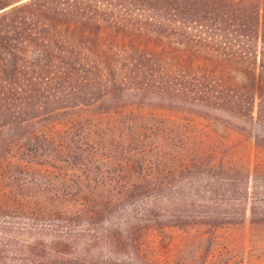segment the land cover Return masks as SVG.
<instances>
[{"label": "trees", "instance_id": "trees-1", "mask_svg": "<svg viewBox=\"0 0 264 264\" xmlns=\"http://www.w3.org/2000/svg\"><path fill=\"white\" fill-rule=\"evenodd\" d=\"M0 128L32 183L0 210L53 221L0 225V264H166L197 223L264 247V0H0Z\"/></svg>", "mask_w": 264, "mask_h": 264}, {"label": "rangeland", "instance_id": "rangeland-1", "mask_svg": "<svg viewBox=\"0 0 264 264\" xmlns=\"http://www.w3.org/2000/svg\"><path fill=\"white\" fill-rule=\"evenodd\" d=\"M92 123L96 126H102V122ZM232 123L237 124L235 122H231L230 124L232 125ZM216 130L221 133V130ZM16 131L18 130L0 128V143L4 139L16 135ZM90 137L96 139L93 135ZM25 159L27 158L25 157ZM20 160L21 158L17 153V147L13 145L9 152L5 154V157L0 159L3 165L1 170H6H3L0 174V207L4 205L12 206L17 200L28 201L32 199L24 196L28 194L27 190H18V188H22L19 184L27 176L23 178L19 174L15 175L12 173L14 172L13 167L17 162L20 164L23 163ZM26 164H28V167L41 168L39 169L41 173L43 171L42 169L47 167L42 164L40 159L32 158ZM47 168V170L51 169V167ZM98 169L102 170V168ZM23 184L28 186L27 189L32 186V183L25 180ZM20 192H24V195L19 196ZM51 223L53 221H49L48 219H31L15 214L14 212L0 210V225L10 227L8 228L10 231H7V233H12L13 230H17V228L27 224H32L33 228L42 226L49 229ZM73 223L74 228H82L85 226L89 228L85 229V234L78 239L77 245L86 242L89 245L88 253L99 250L98 245L92 238H97L99 231L102 229V216L74 219ZM92 228L95 230H92ZM203 228V224L197 223L180 228L168 229L172 232L169 245L167 248L162 247L159 250V258L167 262L166 264H199V262L201 264L203 260V264H264V247L261 241H259L261 237L251 235L250 228H248L247 223L245 224V221L241 224L215 227L210 231L209 236L204 232ZM20 236L25 237V233ZM153 242V235H150L146 240V245H149V249ZM100 251L102 252V248ZM122 258L128 259V255L123 253Z\"/></svg>", "mask_w": 264, "mask_h": 264}]
</instances>
